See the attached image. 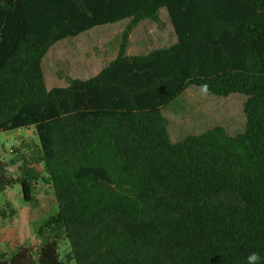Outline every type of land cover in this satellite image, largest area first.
Instances as JSON below:
<instances>
[{
  "label": "trees",
  "instance_id": "1",
  "mask_svg": "<svg viewBox=\"0 0 264 264\" xmlns=\"http://www.w3.org/2000/svg\"><path fill=\"white\" fill-rule=\"evenodd\" d=\"M163 8L178 42L128 56L132 30L162 26ZM128 19L97 76L47 88L51 47ZM204 84L247 96L245 131L173 142L162 110ZM30 127L20 175L0 159V194L20 184L31 203L42 181L59 212L0 264H247L253 252L264 264V0H0V133Z\"/></svg>",
  "mask_w": 264,
  "mask_h": 264
},
{
  "label": "rangeland",
  "instance_id": "2",
  "mask_svg": "<svg viewBox=\"0 0 264 264\" xmlns=\"http://www.w3.org/2000/svg\"><path fill=\"white\" fill-rule=\"evenodd\" d=\"M162 26L149 20L137 26L130 37L129 55H146L153 50L167 47L171 38L165 33L170 17L166 10L160 11ZM128 20L118 22L110 30L98 29L89 35L69 38L53 46L43 60L47 88L66 87L67 78L87 80L96 76L102 66L116 56L122 30ZM165 33V34H164ZM247 96L233 94L216 97L202 94L197 86H191L166 107L164 114L170 123V136L179 142L188 135H198L216 126H222L230 136L246 129L247 117L244 105ZM183 125H186L182 131ZM38 142L34 127L0 133V159L10 173L19 176L23 163L16 149L27 155V144ZM42 171V166L38 167ZM31 203L24 199L20 184L0 194V210L9 203L17 212L14 219L0 217V253L9 258L21 246L39 242L38 232L45 221L59 212L52 187L42 181L33 183ZM62 258L70 252L65 237L59 240Z\"/></svg>",
  "mask_w": 264,
  "mask_h": 264
},
{
  "label": "crops",
  "instance_id": "3",
  "mask_svg": "<svg viewBox=\"0 0 264 264\" xmlns=\"http://www.w3.org/2000/svg\"><path fill=\"white\" fill-rule=\"evenodd\" d=\"M161 10H166L165 8H163V9H161ZM160 10V11H161ZM160 11H159V14H160ZM166 12H167V10H166ZM168 13V12H167ZM169 15V14H168ZM170 17V16H169ZM161 18V17H160ZM145 21H149V19H147V20H144V21H142L141 23H143V22H145ZM152 21V20H151ZM162 21V20H161ZM123 22V21H122ZM154 22V21H153ZM141 23H139L137 26H139ZM112 25H114V24H111V25H104V26H98V27H95V28H93V29H91V30H89V31H87V32H85V33H82V34H80V35H78L77 37H79V36H82V35H89V34H91L92 32H94V31H97L98 29H102V30H106V29H108V30H110L111 29V27H106V26H112ZM136 26V27H137ZM135 27V28H136ZM135 28L132 30V32H131V34H130V37H131V35H132V33L134 32V30H135ZM124 30V29H123ZM122 30V31H123ZM165 33L166 34H168V36L171 38V43H170V45L169 46H167V47H163V48H160V49H167V48H169V47H171V46H173V45H175L177 42H178V39H177V35H176V33H175V29H174V26H173V23H172V21H171V18H170V23L169 24H166V28H165ZM164 33V34H165ZM70 38H76V37H70ZM67 39H69V38H67ZM67 39H64V40H67ZM64 40H62V41H64ZM61 42V41H60ZM59 43V42H58ZM57 44V43H56ZM55 44V45H56ZM54 45V46H55ZM52 48V47H51ZM50 48V49H51ZM160 49H156V50H160ZM118 51V50H117ZM153 51H155V50H153ZM152 51V52H153ZM149 54V53H148ZM148 54H146V55H148ZM127 55L128 56H138V55H129L128 54V49H127ZM116 56H117V53H116ZM116 56H114L110 61H109V63L107 64V65H105V66H102L101 68H100V70L98 71V72H96L95 74H96V76L105 68V67H107L115 58H116ZM141 56H145V55H141ZM44 71V70H43ZM95 77V76H94ZM93 78V77H92ZM88 80V79H87ZM84 81H86V80H84ZM69 85V84H68ZM67 85V86H68ZM66 86V87H67ZM168 107V106H167ZM165 109L166 108H164L163 110H162V113H163V115L165 116V114H164V111H165ZM166 117V116H165ZM168 122H169V120H168ZM185 127H187L186 125H183V127H182V131H183V129L185 128ZM168 131H169V134H170V123H169V125H168ZM201 134V133H200ZM171 137V136H170Z\"/></svg>",
  "mask_w": 264,
  "mask_h": 264
},
{
  "label": "clouds",
  "instance_id": "4",
  "mask_svg": "<svg viewBox=\"0 0 264 264\" xmlns=\"http://www.w3.org/2000/svg\"><path fill=\"white\" fill-rule=\"evenodd\" d=\"M200 89L202 94L206 95L209 92V86L207 84L201 85ZM261 261L262 257L257 252L250 253L247 257V264H261Z\"/></svg>",
  "mask_w": 264,
  "mask_h": 264
}]
</instances>
